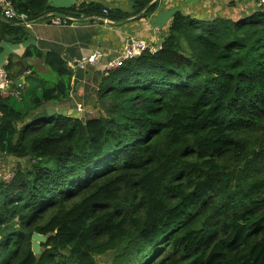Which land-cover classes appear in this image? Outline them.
Segmentation results:
<instances>
[{"label":"trees","instance_id":"16d2710c","mask_svg":"<svg viewBox=\"0 0 264 264\" xmlns=\"http://www.w3.org/2000/svg\"><path fill=\"white\" fill-rule=\"evenodd\" d=\"M11 1L31 19L118 18L95 3ZM156 6L135 0L143 16ZM29 38L0 14V53ZM34 53L60 80L0 95L1 159L26 160L0 178V264H99L106 253L111 264H264V7L212 21L177 11L160 51L102 77L97 116L26 121L72 91L67 61ZM35 231L48 237L42 254Z\"/></svg>","mask_w":264,"mask_h":264},{"label":"crops","instance_id":"0c3cea01","mask_svg":"<svg viewBox=\"0 0 264 264\" xmlns=\"http://www.w3.org/2000/svg\"><path fill=\"white\" fill-rule=\"evenodd\" d=\"M53 7L67 8L95 3L110 9L118 18L110 17L112 22L102 20L85 21L77 24L53 25L45 22L27 27L30 38L20 43H6L0 53V65L13 62V80L22 97L30 85L37 95L44 88L55 86L60 77L46 63L43 57L34 53L57 52L65 60L81 58L101 50L102 56L96 64H88L72 76L71 96L52 98L43 101L30 121L38 116L67 112L77 108L75 104H100L97 94L107 63L115 58L132 38L146 40L151 44H162L177 11L200 19H214L220 16L238 19L252 14L257 8L256 0H157L156 9L149 15L136 13L135 0H49ZM127 15V16H124ZM28 49L32 50L25 56Z\"/></svg>","mask_w":264,"mask_h":264},{"label":"built area","instance_id":"2783aa9c","mask_svg":"<svg viewBox=\"0 0 264 264\" xmlns=\"http://www.w3.org/2000/svg\"><path fill=\"white\" fill-rule=\"evenodd\" d=\"M216 1V0H208ZM257 4L261 7H264V0H258ZM105 16L97 15H65L58 14L55 11H47L36 19H31L27 13L18 12L11 0H0V14L3 17H6L11 20L17 21V23L29 27L34 23L45 22L53 25H64V24H77L82 21H87L89 19L102 20L106 23L112 22L108 16V10H104ZM162 44H151L146 40L132 38L131 42L126 46L115 58L110 60L104 71L105 74H108L112 69L117 68L125 64L129 59H132L144 51H149L151 53H156L162 49ZM102 56L101 50H95L93 54L89 56H83L81 58L74 57L71 60L67 61V66L71 68L72 73H76L79 69H85L88 64H96L99 61V58ZM8 63L6 62L3 65H0V95L2 97H14L17 99H22L21 91L18 90V87L14 86V80L11 77V73L7 68ZM84 104H79L77 109L84 113L85 111ZM14 173H7L4 178L9 180L13 178Z\"/></svg>","mask_w":264,"mask_h":264},{"label":"rangeland","instance_id":"374dc122","mask_svg":"<svg viewBox=\"0 0 264 264\" xmlns=\"http://www.w3.org/2000/svg\"><path fill=\"white\" fill-rule=\"evenodd\" d=\"M214 19H208V21H212ZM85 105H86V108H85L84 113L82 112L80 113L81 118L97 116L100 113L104 114V109L102 108L100 104H85ZM75 106L78 107L79 104H75ZM25 163H26L25 159L17 158L12 155H7L1 159V155H0V178H3L7 173H10V172H13L15 174L18 166L25 165ZM96 257L99 261L98 262L99 264H111L112 253L100 254V255H97Z\"/></svg>","mask_w":264,"mask_h":264},{"label":"water","instance_id":"95a60500","mask_svg":"<svg viewBox=\"0 0 264 264\" xmlns=\"http://www.w3.org/2000/svg\"><path fill=\"white\" fill-rule=\"evenodd\" d=\"M65 114H70L72 116H75V117H80V111L75 108V109H72V110H68L67 112H64ZM48 240V237L47 235H44V234H41L37 231H35L33 233V236H32V249L34 251L35 254H42V247H41V243L42 242H46Z\"/></svg>","mask_w":264,"mask_h":264}]
</instances>
